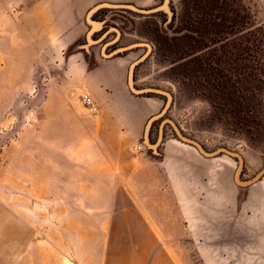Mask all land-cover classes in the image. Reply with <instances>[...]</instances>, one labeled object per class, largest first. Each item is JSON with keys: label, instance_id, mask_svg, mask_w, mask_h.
Here are the masks:
<instances>
[{"label": "crops", "instance_id": "crops-1", "mask_svg": "<svg viewBox=\"0 0 264 264\" xmlns=\"http://www.w3.org/2000/svg\"><path fill=\"white\" fill-rule=\"evenodd\" d=\"M31 1L28 29L39 45H16L20 79L0 89L21 107L35 101L14 138V119L0 113V264H264V193L246 190L257 181L237 183L230 154L203 153L167 131L157 151L135 149L161 101L125 86L120 56L109 58L120 73L97 72L104 56L80 44L88 11L74 24L58 8L65 0ZM57 34L83 53L65 64L63 81L44 88L39 58ZM91 87L102 102L88 92L100 106L97 122L67 102Z\"/></svg>", "mask_w": 264, "mask_h": 264}, {"label": "rangeland", "instance_id": "rangeland-1", "mask_svg": "<svg viewBox=\"0 0 264 264\" xmlns=\"http://www.w3.org/2000/svg\"><path fill=\"white\" fill-rule=\"evenodd\" d=\"M80 1L57 3L61 15H71L74 24L81 22L85 13L102 0H86L81 4ZM132 2L144 8H155L160 0ZM35 4L36 1L31 0H0V89L4 91L10 81L20 79L16 72V45H39L36 36L28 29L35 20L36 14L32 10ZM43 4L47 13L50 11L53 16L54 11L48 2ZM63 4L64 8L61 7ZM94 13L105 21L93 20L94 25L102 29L106 23L105 30L112 26L105 35L116 32V29V33L128 34H124L123 45L118 47L137 42L151 46L145 60L134 68V85L136 88H159L172 95L167 113L151 125L149 136L152 143L158 138L162 119L170 118L185 136L198 141L205 151L225 148L239 153L243 166L235 177L237 183L252 179L264 168V0H168L166 9L148 14L110 8H100ZM52 40L56 44L46 45L45 49L50 51L41 52L39 58V81L44 88L47 79L63 81L60 75L68 71L65 64L78 53H83L81 45H73L72 40L65 43L62 34L53 36ZM146 51L147 47L140 46L117 57L124 58L128 67ZM108 54L105 50L104 58L100 59L104 67L98 65L97 72L102 78L110 69L120 73L118 68L110 65ZM89 62L91 72L96 62L94 59ZM122 80L128 88L127 68ZM87 89L83 93L91 92L102 105L97 91L93 87ZM144 96L161 101L158 112L165 105L164 95L146 93ZM13 100L0 97V113L7 111L4 116L14 119L9 130L10 138L17 136L16 125L26 107L35 103L25 99L21 107L13 104ZM67 102L80 111L78 116L83 121L99 120V117L89 116L78 95L70 94ZM166 131L177 137L171 125H165L164 137ZM1 145L0 155L4 149ZM223 153L216 155L224 157ZM227 157L231 158L232 173L236 174L238 157ZM253 187L261 188L264 193V173L246 188L249 194ZM244 191L245 188L242 193ZM252 213L249 210V217ZM251 264L255 263L252 261Z\"/></svg>", "mask_w": 264, "mask_h": 264}, {"label": "water", "instance_id": "water-1", "mask_svg": "<svg viewBox=\"0 0 264 264\" xmlns=\"http://www.w3.org/2000/svg\"><path fill=\"white\" fill-rule=\"evenodd\" d=\"M168 3V0H164V3L158 7L155 8H144V7H140L134 3L131 2H109V1H102L99 2L97 4H95L93 7H91L87 14H86V21L89 25L93 26L94 25V21L90 19L91 15L98 9L100 8H110V9H128V10H132L135 11L137 13H141V14H148V13H153L156 11H159L161 9H166V5ZM99 25H101V23H98ZM116 32H118V30H115ZM90 45H86L85 48L88 49ZM140 46H145L147 47V51L138 59L132 61L129 64L128 67V72H127V84L128 87L130 89V91L136 95H142V94H146V93H154V94H159V95H164L166 97V101H165V105L162 108V110L160 112H158L157 114L153 115L147 122L145 129H144V137H143V142L145 144V146L148 149H151L153 151H157L159 145L161 144V142L163 141L164 138V127L165 125L169 124L171 125V127L173 128L176 136L185 142L191 143L193 145H195L201 152L203 153H207V151L204 150V148L202 147V145L196 141L193 138L187 137L185 136L177 127V125L174 123V121L170 118H163L162 121L160 122L159 125V132H158V138L157 140L152 143L150 140V129H151V125L153 123V121L162 118L168 111L171 102H172V95L171 93H169L168 91L159 89V88H153V87H143V88H136L134 85V68L137 64H139L140 62H142L143 60H145V58L147 57V55L149 54V52L151 51V46L146 44V43H142V42H137V43H133L131 45H126V46H122V47H118L116 48L114 51H112L111 53H109L107 56L108 57H112L114 55H117L119 53H123L126 52L128 50L134 49L136 47H140ZM219 152H224V153H228L230 155H234L236 157H238L239 160V164L236 170V176L238 175V173L241 171L242 166H243V158L242 156L234 151H230L228 149L225 148H220L217 150H214L213 152H210V154H216ZM264 173V168L259 171L252 179L248 180V181H244L241 182L242 185H251L254 182H256ZM239 182V181H238Z\"/></svg>", "mask_w": 264, "mask_h": 264}, {"label": "flooded vegetation", "instance_id": "flooded-vegetation-1", "mask_svg": "<svg viewBox=\"0 0 264 264\" xmlns=\"http://www.w3.org/2000/svg\"><path fill=\"white\" fill-rule=\"evenodd\" d=\"M163 2L164 0H160V3L156 7L162 5ZM95 14L96 13L91 15L90 17L91 20H96L100 22L104 21L102 18H98L97 16H95ZM105 24L106 23H103L102 25L103 28L100 29V26L98 25L91 26L85 21L86 30L82 33V41L80 42L81 45H90V49H96L97 53L103 56H104L105 50L111 53L112 51L116 49V47H118L119 45H123L124 34L128 35L123 32H121L120 34L116 32H111L105 35L106 30L112 27V26H109L105 30V27H104L106 26ZM122 54L123 53L118 54V55H122ZM118 55L111 57V59L117 57Z\"/></svg>", "mask_w": 264, "mask_h": 264}, {"label": "built area", "instance_id": "built-area-1", "mask_svg": "<svg viewBox=\"0 0 264 264\" xmlns=\"http://www.w3.org/2000/svg\"><path fill=\"white\" fill-rule=\"evenodd\" d=\"M81 102L83 106L89 111L92 118L96 119L100 115V106L97 101L89 94L83 93L81 95ZM144 146L140 145L135 147L137 150H141Z\"/></svg>", "mask_w": 264, "mask_h": 264}]
</instances>
